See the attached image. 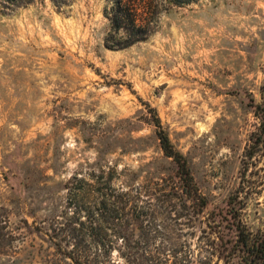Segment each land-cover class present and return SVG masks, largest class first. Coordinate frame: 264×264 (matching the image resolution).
I'll return each instance as SVG.
<instances>
[{"label":"rangeland","instance_id":"rangeland-1","mask_svg":"<svg viewBox=\"0 0 264 264\" xmlns=\"http://www.w3.org/2000/svg\"><path fill=\"white\" fill-rule=\"evenodd\" d=\"M157 1L150 37L111 50L108 0H0V264H69L51 235L74 177L107 163L117 187L174 174L148 106L211 208L245 184L249 225L264 228V155L245 156L260 124L249 98L263 101L264 0ZM155 204L148 237L178 243L184 229ZM198 228L183 239L197 255Z\"/></svg>","mask_w":264,"mask_h":264},{"label":"trees","instance_id":"trees-1","mask_svg":"<svg viewBox=\"0 0 264 264\" xmlns=\"http://www.w3.org/2000/svg\"><path fill=\"white\" fill-rule=\"evenodd\" d=\"M108 1V49H127L150 37L152 19L159 14L157 0ZM168 1L183 6L194 0ZM262 90V102L249 98V107L260 124L245 153L248 162L260 152L264 155V86ZM148 107L160 147L165 158L172 161L174 174L152 184L117 187L122 174L116 165L107 163L89 177H74L67 184L68 209L52 226L55 253L69 264H121L114 258L115 250L126 264H264V228L253 230L249 225L245 184L223 206L211 208L212 203L196 182L189 158L173 144L157 110ZM159 201L167 218L184 229L183 239L186 235L194 237L198 228L195 225H201L199 255L187 240L158 242L148 237L147 227ZM136 232L143 237L132 238ZM122 248L125 251L120 252Z\"/></svg>","mask_w":264,"mask_h":264}]
</instances>
